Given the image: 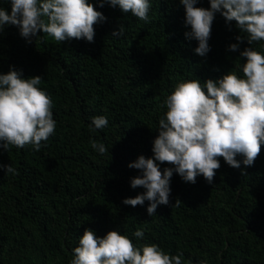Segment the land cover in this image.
<instances>
[{
    "label": "trees",
    "instance_id": "trees-1",
    "mask_svg": "<svg viewBox=\"0 0 264 264\" xmlns=\"http://www.w3.org/2000/svg\"><path fill=\"white\" fill-rule=\"evenodd\" d=\"M89 2L106 17L94 25V42H58L40 32L29 43L14 25L0 33V73L14 66L23 78L41 76L38 87L51 97L56 121L39 151L0 148V165L18 172L0 168V264H70L85 229L100 238L116 230L137 247L183 253L182 264H264V146L252 166L236 169L220 158L211 184L203 176L191 184L174 172L170 203L158 205L153 216L147 200L136 207L122 203L146 191L131 187L140 170L128 165L140 155L153 157L164 101L175 86L195 79L203 84L229 71L243 77L240 52H264V41L248 45L247 34L216 13L210 51L201 57L194 52L198 42L185 36L191 29L179 0H149L147 23ZM0 8L10 13V0H0ZM120 25L124 35L112 36ZM234 43L235 52L229 50ZM100 115L108 125L92 130V118ZM90 139L109 151L99 154ZM165 167L173 166L160 164ZM138 229L142 239L133 235Z\"/></svg>",
    "mask_w": 264,
    "mask_h": 264
},
{
    "label": "clouds",
    "instance_id": "clouds-1",
    "mask_svg": "<svg viewBox=\"0 0 264 264\" xmlns=\"http://www.w3.org/2000/svg\"><path fill=\"white\" fill-rule=\"evenodd\" d=\"M100 7L107 3L122 13H131L145 23L149 22V0H98ZM199 0H179L185 10V33L196 40V55L204 57L210 51L208 41L216 13L226 23L234 21L240 32L247 34V43L264 41V0H209L210 8L197 7ZM11 12L0 8V33L6 25H14L29 43L31 37L42 32L56 41L86 39L94 42L95 27L106 20L89 0H10ZM124 35L119 26L112 36ZM242 43L244 37L235 38ZM239 43L229 45L237 51ZM246 58L242 66L243 77L229 71L219 79H199L178 83L164 101L167 111L159 120L158 135L153 141V157L140 155L129 168L140 170L131 179L133 189L143 188L141 194L122 201L136 207L149 202L147 213L153 216L158 205H169L170 181L175 172L185 182L195 184L198 176L211 184L221 167L220 158L232 168L252 166L264 146V52L246 47L240 52ZM42 77L23 78L22 70L10 66L0 73V148L9 145L24 148L32 145L39 151L56 129L53 101L46 91L38 87ZM108 119L92 118V130L103 129ZM94 126V127H93ZM91 147L103 155L109 150L95 139ZM241 157L242 159H237ZM159 162V163H157ZM160 164L165 167L163 171ZM6 173L17 175L15 168L0 165ZM242 171V175H243ZM133 235L142 239V229ZM183 253L170 255L156 244L137 247L119 231L112 230L100 238L91 229L79 237L73 249L70 264H182Z\"/></svg>",
    "mask_w": 264,
    "mask_h": 264
}]
</instances>
